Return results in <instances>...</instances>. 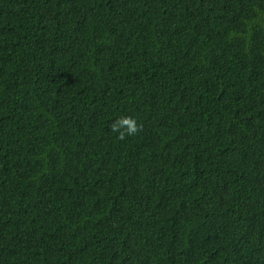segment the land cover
Segmentation results:
<instances>
[{
	"label": "trees",
	"instance_id": "16d2710c",
	"mask_svg": "<svg viewBox=\"0 0 264 264\" xmlns=\"http://www.w3.org/2000/svg\"><path fill=\"white\" fill-rule=\"evenodd\" d=\"M0 264H264V0H0Z\"/></svg>",
	"mask_w": 264,
	"mask_h": 264
},
{
	"label": "clouds",
	"instance_id": "9594fccd",
	"mask_svg": "<svg viewBox=\"0 0 264 264\" xmlns=\"http://www.w3.org/2000/svg\"><path fill=\"white\" fill-rule=\"evenodd\" d=\"M110 128L113 133L117 134V138L122 140L129 135L139 134L143 126L133 117H120L111 124Z\"/></svg>",
	"mask_w": 264,
	"mask_h": 264
}]
</instances>
